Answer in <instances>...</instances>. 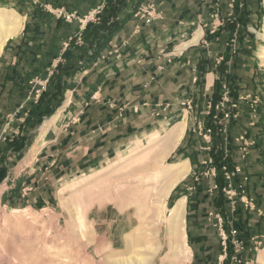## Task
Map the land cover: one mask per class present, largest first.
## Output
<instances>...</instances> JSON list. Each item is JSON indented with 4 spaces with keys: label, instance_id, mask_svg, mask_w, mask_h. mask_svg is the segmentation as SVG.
<instances>
[{
    "label": "crops",
    "instance_id": "0c3cea01",
    "mask_svg": "<svg viewBox=\"0 0 264 264\" xmlns=\"http://www.w3.org/2000/svg\"><path fill=\"white\" fill-rule=\"evenodd\" d=\"M150 1L154 2L109 0L102 20L87 25L79 43L76 35L81 20L67 21L59 11L82 17L101 0H0L16 11L23 23L1 54L0 132L2 127L8 131L7 138L0 141V185L5 186L0 200L24 197L22 187H6L15 179L23 180V184L31 185V191L19 205L27 202L32 207L36 198L44 201L50 187H56L65 176L96 169L139 142L153 143L161 134L164 138L185 118L187 124L190 119L195 125L191 102L196 115L203 118V103L222 79L231 81L252 70L256 81L259 64L253 62L254 51L248 50L256 41L255 30H243L245 37L238 52L230 47L229 37L237 36L244 17H262V0H156L157 18L146 23L137 15ZM105 22L112 24L106 26ZM238 94L235 96L240 100L233 103L241 108L231 106L232 116L220 117L218 113L215 119H202L212 134L209 154L215 159L218 190L212 196L206 194L209 197L205 201L201 192L189 191L182 184L176 197L184 195L187 237L189 230L205 227L220 238L217 226H224L219 264L225 257L226 264L231 262L233 229L238 230L244 246L239 264H264V142L257 126L260 111L254 115L253 105L245 103L248 101L244 107L249 110L242 109L244 95ZM259 106L264 109V100ZM56 113V120L66 115L72 119L70 130L53 139L57 144L52 154H32L28 143L47 137L50 131L41 129L47 122L44 118ZM229 119L231 147L223 131ZM188 138L173 155L186 152L191 166L197 168L201 165V140L196 143ZM240 138L249 139L251 144L245 148L241 143L240 147L236 142ZM240 166L241 173L250 177L247 196L252 201L244 203L245 195L235 205L225 194L226 179L239 172ZM202 192L206 193V185ZM207 212L213 219L205 225Z\"/></svg>",
    "mask_w": 264,
    "mask_h": 264
},
{
    "label": "rangeland",
    "instance_id": "374dc122",
    "mask_svg": "<svg viewBox=\"0 0 264 264\" xmlns=\"http://www.w3.org/2000/svg\"><path fill=\"white\" fill-rule=\"evenodd\" d=\"M155 1L156 0H154V2H147L141 6L137 15L140 20L150 23L153 19L157 18L156 16L158 13ZM108 2L109 0H101L98 6L90 13L82 17L76 15L71 19L73 20L74 18H79L82 23L81 30L79 34L76 35L77 42L81 43L84 40L82 32L86 29L87 25H90L91 23H99L102 20L103 13L107 9ZM243 2L245 1L243 0ZM235 5L238 7V2H235ZM0 8L8 9L10 6L0 3ZM261 9V18L257 19L255 16L248 18L244 17V23L241 20V25L238 26V30L240 31L236 32V37L239 38H236L235 36L229 37L230 47H233L234 51L238 52L241 50L240 42L243 41L245 37V35H243V30H246L247 27H251V30H255L254 32L256 34V41L252 43L253 47L249 48L248 50H250V52L254 51L251 55L253 62L255 61V63L259 64V72L255 74V77L257 78L256 81L251 76L250 72H252V70H246L242 77H235L231 81H229L228 78L222 79V82L217 85V90L215 93L208 96L207 101L203 103V118L205 117L208 119V117L212 116L213 119H215L214 117L218 113L220 117L222 114H226L227 116L228 112H230L232 108L231 106L234 100H240L235 96L238 93H242L244 95V97L241 98L243 101L242 109L246 108L249 110L247 105L244 107V104L251 103V105H253V110L254 106L257 105L255 102L257 98L262 101L264 100V37L262 36V32L264 31V0H262ZM61 10L62 13L60 14L65 18V15L68 14V12L63 9ZM90 14L91 16L88 17ZM240 35L242 37H240ZM234 39L235 41H233ZM247 44L249 45V43ZM2 57L3 55H0V62ZM252 67H254V65ZM45 85L46 84L44 83L43 86ZM244 101H248V103H244ZM190 106L191 109L189 110L192 112L193 117L196 118V121L195 125H192V122L190 123V119L189 124H187L186 118L184 119L186 122V133L182 140H184L186 137H189L188 139L190 140H196V143L201 140L198 145L200 150L199 155L201 156V165L196 168L194 164L191 166L190 163L191 171L189 175L174 189L168 199L169 210L167 211V218L171 217V209L176 207L178 202L184 200V198L181 199L184 197V195L180 196L179 198L176 197L178 194L176 191L180 185H187L189 191L196 190L198 194L201 192V198H203L202 200L205 201L207 199L206 197L212 196L218 190V184L215 180V159L213 158L212 154H209L213 143V139L211 137L212 134L210 130L206 129V122L202 120L203 118H199L194 112L195 108L193 102H191ZM238 106L241 108L239 103ZM257 109L260 111L259 117L257 119V126L260 127V134H258V136H260V141L264 142V109L262 110L260 106H258ZM252 113L255 115V111H252ZM57 115L58 114L56 113L44 118V121L47 122H45L46 124L44 123V125L42 124L43 126L41 125L42 128L39 126V130L41 128L45 132H50L47 137L40 138L37 141L35 138V141H33L31 144L28 143V149L32 152V154H37V152L44 154L43 156H45V153L48 155L52 154L53 151H55L53 146L57 144L53 141V139L56 137L60 138V136H63L66 131L70 130L72 119H69L66 115L59 118V120H56ZM225 122H227V126L223 131L225 138H229V141H227V139L226 141L228 142V146L231 147L229 142H231L230 124L232 119L226 120ZM6 123H8V121H6ZM2 129L3 130L0 132V141L7 138L8 130L6 131L3 127ZM246 133H248V131L244 132V137ZM159 138L160 139L153 142L154 144H152V142H150V144L139 142L135 145L129 146L123 151V154L113 156L102 165L100 164L96 169H89L85 172L72 173L65 176L62 180L57 182L56 187L54 186L53 189L50 187L49 194L47 197H44V201L36 198L34 202L35 204L32 205V207L26 205L28 204L27 202H25L23 205H19L21 203V199L27 197V193L31 191L30 184H23V180H21L22 182H19L18 179H15L11 184H8V186H6L8 189L11 188L10 185L13 187H22V193L24 194V197L17 195L18 198L15 197L9 202H6L3 199L0 200V264H107L108 254H110L109 256H111L113 253L118 255L120 254L123 258L125 257L124 259L131 256H144L145 252L143 248H136L132 252H129L128 246L123 243L121 238L119 237L120 239H116L117 232L124 231V233H126L129 224L127 220H122L118 217L119 213L117 212L116 208L111 205L112 201H110L107 193H113L114 189H110L112 185H110L109 181L106 179L113 172V170L121 169L123 171H129L130 169L131 171L135 165L137 166V164L139 165L141 163L143 164V162H147L149 160L148 158H150L152 154V151L154 150L153 148L155 147V144L163 138V134H161ZM246 140L247 141L240 138L239 140L236 139V142H239L240 147H242L241 143H243V147L246 148L251 144L249 139ZM58 150H61V148L58 147ZM173 154L169 156L166 163H178L183 160H187L188 158L186 152L179 155H177V153L175 155ZM242 170L243 169L240 166L239 172H236L235 175H231L230 179H226L227 185L225 188V194L229 200H232V203L234 202L235 205L237 204V201L239 199L242 200L241 198H244L245 195V198L242 200L244 203L249 204L252 201L251 198L247 196V184L250 177L241 173ZM238 174H241V178L236 179ZM125 179L128 180L129 176H125ZM204 185H206V193L202 192ZM129 186L130 184L126 183L121 187L124 188ZM4 187V185H0V199L2 198L1 192ZM206 194L209 196H206ZM97 197L98 199H96ZM14 200L18 201L16 202ZM89 202L92 203V207ZM207 213L208 215H206L204 218L205 222H203L205 225L213 219V217H210V212ZM212 215L214 216V213ZM81 217H83L82 219H84V223H86L85 226H82L83 223L81 222ZM221 219V216H218V221H220V223L223 222ZM136 222L138 223L139 220L137 219ZM222 227L224 226H217L219 229L218 233L220 234V238L214 230L210 232V229H205V227L198 231L195 229L189 230L187 228L189 233L187 237L185 232V241L191 253V258L188 260V262H185V264H219L221 262L220 260H217V258L219 259L221 256L218 252L219 246H222V249L224 248ZM79 228H81V230ZM147 228L152 232V225L146 226V229ZM95 229L98 230V232L95 233ZM172 229L173 226L170 224V222H165V224L163 223L158 241L161 242L165 239H170V233ZM190 232H192L194 235L198 234V232H202L203 235L192 237ZM81 234L83 243L87 242L85 244L87 247V252H85L84 248L82 249L78 243L80 241ZM98 235H100L101 238L98 241V244H94L97 241ZM105 235L108 236L106 237ZM204 237L206 238L204 239ZM142 238V236H139L137 239L138 241L142 240L141 242H143ZM211 245L213 246L212 248ZM99 247H101V249ZM166 247H169L170 249L168 250V254L166 256V263L179 264L182 255L179 258V255L174 254V249L170 244H168ZM166 247L163 251H161L158 257L159 260L163 254L167 252ZM214 252L215 256L213 257ZM222 253H225L224 250ZM222 262L223 264H226V257ZM230 264H238L235 261L234 254L231 257Z\"/></svg>",
    "mask_w": 264,
    "mask_h": 264
},
{
    "label": "bare ground",
    "instance_id": "6f19581e",
    "mask_svg": "<svg viewBox=\"0 0 264 264\" xmlns=\"http://www.w3.org/2000/svg\"><path fill=\"white\" fill-rule=\"evenodd\" d=\"M22 26V19L16 11L13 9L0 8V55L3 52L7 40L15 35ZM262 36L264 37V31L262 32ZM185 133L186 122L183 120L174 126L166 137L157 142L155 147L153 146L154 150L147 162H143V164L141 163L139 165L137 164V166L135 165L131 171L130 169L129 171H123L121 169L113 170L111 173L112 175L110 174L106 179L109 181V184L112 185L110 189H114L113 193H107L110 201H112L111 205H113L119 213L118 217L122 220H127L129 224L126 233H124V231L117 232L116 239L120 237L123 243L128 246L129 252H132L136 248H143L145 252L144 256H127L129 258L124 259L125 257L123 258L122 255H118L110 251L114 255L112 254L109 256L110 254H108V260L106 259L107 264H167L166 256L168 254V250H170L169 247H166L168 244L173 247L174 254L179 255V258L182 255L179 264H185V262H188L191 258V253L185 241V199L178 202L176 207L171 209L170 218H167L166 216L167 211L169 210L168 199L170 195L191 171L189 160H183L173 164L166 163L169 156L177 151ZM155 136L158 137L159 135L155 134ZM125 176H129V179L126 180ZM126 183L130 184V186L124 188L121 187ZM96 199H98V197ZM90 204L92 207V203ZM82 218L83 217H81V222L83 223L82 226H85L86 223H84L85 221ZM137 219L139 220L138 223L136 222ZM165 222H170L173 226L170 233L171 238L159 242L158 238L160 237L162 224H165ZM151 225L153 226L152 232L149 231L148 228L146 229V226ZM79 229L81 230V228ZM96 232H98V230L95 229V233ZM81 236L82 234L80 235V241L78 243L82 249L84 248V251L87 252V247L85 245L87 242L83 243ZM139 236L143 237V242H141L142 240L138 241L137 238ZM100 238L101 236L98 235L97 241L95 240L96 238L94 239L96 241L94 244H98ZM165 247L167 252L164 253L159 260L158 257ZM99 248L101 249V247Z\"/></svg>",
    "mask_w": 264,
    "mask_h": 264
},
{
    "label": "built area",
    "instance_id": "2783aa9c",
    "mask_svg": "<svg viewBox=\"0 0 264 264\" xmlns=\"http://www.w3.org/2000/svg\"><path fill=\"white\" fill-rule=\"evenodd\" d=\"M59 13H62V10H60ZM75 16H76L75 13H68L65 15V18L67 20H71ZM90 16H91V14L88 17H90ZM255 102L257 105L254 106V110H255V112H257V110H258L257 107L259 106L261 100L259 98H257ZM237 107H238V104L236 102L232 104L233 109H236ZM231 113L232 112H228L227 116L230 117ZM237 171H240V168H237ZM228 176L230 177V175H228ZM237 235H238V230L233 229L232 230V236H233V242H234V246H235L234 258H235L236 263L239 264V263H241V259L239 257V254L243 250L244 246H243V242L238 238Z\"/></svg>",
    "mask_w": 264,
    "mask_h": 264
},
{
    "label": "trees",
    "instance_id": "16d2710c",
    "mask_svg": "<svg viewBox=\"0 0 264 264\" xmlns=\"http://www.w3.org/2000/svg\"><path fill=\"white\" fill-rule=\"evenodd\" d=\"M111 24H112V23H111ZM111 24H109V22H108V24L105 22V25H106V26H110Z\"/></svg>",
    "mask_w": 264,
    "mask_h": 264
}]
</instances>
